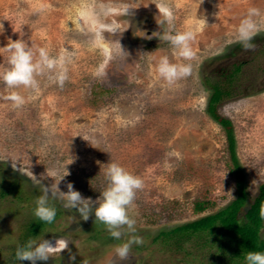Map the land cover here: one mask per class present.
<instances>
[{"label": "rangeland", "instance_id": "1", "mask_svg": "<svg viewBox=\"0 0 264 264\" xmlns=\"http://www.w3.org/2000/svg\"><path fill=\"white\" fill-rule=\"evenodd\" d=\"M109 2L118 0H0V71L8 67L2 47L10 40L22 39L34 51L46 47L52 55L61 49L74 53L63 87L37 77L36 92L15 89L25 97L19 108L3 98L12 89L0 81V264H30L14 254L28 240L29 225L39 220L35 199L43 194L42 185L58 179L48 177L53 171L62 175L66 167L61 191L71 182L82 197L95 200L106 187L104 169L112 161L143 181L129 210L135 232L124 229L120 240L113 239L93 214L80 219L75 209L50 196L57 217L29 239L68 244L36 264H231L232 251L224 253L225 240L214 242L215 236L207 246L186 241L182 250L155 238L219 212L236 197L225 131L207 113L209 85L223 80V70L231 73L235 63L243 67L218 114L233 125L247 207L264 186V0H128L137 8L127 17L107 18L123 32L105 33L111 55L105 76L97 78L93 71L104 56L80 25L90 7ZM161 4L174 15L171 28L161 22ZM250 7L260 10L262 28L254 47L245 50L231 41ZM184 30L195 33L190 61L174 56L162 39L166 32ZM162 56L190 63V75L168 85L155 71ZM172 151L179 157L167 155ZM200 201L212 207L195 214ZM130 235L143 242L133 243L121 260L114 248Z\"/></svg>", "mask_w": 264, "mask_h": 264}, {"label": "clouds", "instance_id": "2", "mask_svg": "<svg viewBox=\"0 0 264 264\" xmlns=\"http://www.w3.org/2000/svg\"><path fill=\"white\" fill-rule=\"evenodd\" d=\"M137 8V7H135ZM128 0H118L117 3H101L90 7L85 13V23L80 25V30L90 33V43L93 47L100 48L104 59L99 62L93 71V76L103 78L106 74L105 69L110 59V48L105 44V33L118 34L121 31L119 23L108 21L107 18L113 16L127 17L130 9H135ZM158 14L162 16V23H167L172 27L174 15L166 4H161ZM260 10L256 7L247 9L246 14L239 20L235 28L233 40L231 42L239 43L245 50L254 47L253 37L261 30L262 25L258 20ZM79 23V21H78ZM3 31L0 26V32ZM195 38L192 30L166 32L162 39L167 41L173 55L181 58L183 61H190L193 56L191 41ZM11 43L4 47L8 53V67L0 71V81L4 86L12 91L3 97L10 101L12 107L19 108L24 105L25 97L15 91L17 88H24L36 92L39 89L40 82L37 77L45 76L49 82L55 83L58 87H63L68 80V65L72 62L74 53L67 49H61L56 55L50 54L46 47H33L22 39L10 40ZM119 51L123 53L119 40L116 41ZM115 49H111L114 52ZM155 71L168 85H173L177 81L187 77L191 73V64L187 62H170L167 56L159 58ZM167 155L179 157V153L172 151ZM165 162V167H167ZM68 175L64 166V174L60 175L53 171L52 176H58V179L47 187L43 186V194L35 199L33 214L40 221L52 223L56 216V208L50 203L49 197L59 198L64 201L65 208L75 209L80 219L87 220L90 214H93L95 220L102 223L108 234L116 240H120L124 229L129 233L135 232V219L130 216L129 210L133 205L135 195L143 187L142 178L126 170L119 163L112 161L107 163L104 169L106 187L99 193V196L92 200L90 197H82L80 192L73 189L71 182L66 183L67 191H61L58 187L59 182ZM38 181V180H37ZM39 182V181H38ZM40 183V182H39ZM259 217L264 219V203L260 205ZM142 238L130 235L127 241L121 242L115 246V255L121 260L129 255L130 247L133 243L141 244ZM68 240L56 239L55 244L47 239L41 238L39 242L34 239H28L23 246H18L15 250V259L17 261L27 260L30 264H36L37 261H47L54 251H61L67 247ZM244 264H264V251H247L243 256Z\"/></svg>", "mask_w": 264, "mask_h": 264}, {"label": "trees", "instance_id": "3", "mask_svg": "<svg viewBox=\"0 0 264 264\" xmlns=\"http://www.w3.org/2000/svg\"><path fill=\"white\" fill-rule=\"evenodd\" d=\"M242 67V63L233 64V71L231 73L228 70H223L222 75L224 79L221 81L216 80L209 85L211 95L207 105V113L210 118L225 131L232 164L231 173L235 178V199L215 214L201 217L179 227L177 230L163 232L155 238V242L166 245L167 247L174 246L177 250H182L186 241L190 242L195 240L198 244L207 246L211 241L210 237L215 236L214 242L217 240H225V243L220 244V248L224 250V253L227 250L232 251V263L234 261L244 262L243 256L247 251H264V239L261 237L264 219L259 217L260 205L264 203V186L260 187V194L254 204L247 207L248 193L246 190V177L236 155L233 125L229 119L218 114L219 105L225 99L232 97L234 83ZM211 207L212 204L208 201L195 202L194 213H203ZM45 224V222L40 220L37 223L35 222V225L31 223L28 227L31 232H28L26 239L37 237L45 227Z\"/></svg>", "mask_w": 264, "mask_h": 264}]
</instances>
